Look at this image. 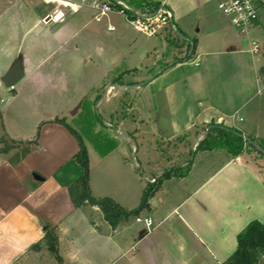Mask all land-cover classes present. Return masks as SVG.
<instances>
[{
	"label": "crops",
	"instance_id": "0c3cea01",
	"mask_svg": "<svg viewBox=\"0 0 264 264\" xmlns=\"http://www.w3.org/2000/svg\"><path fill=\"white\" fill-rule=\"evenodd\" d=\"M73 1L0 0V90L6 91L2 79L16 61H21L26 77L40 69L55 49L69 46L94 22L91 10L72 12L66 7ZM177 1L185 3L180 7ZM163 2L187 46L179 44V54L169 61L164 59L169 56L161 57L154 51L155 62L145 68V79L120 80L127 85H122L121 89L131 87L125 92H133L142 88L137 85L156 72V65L165 68L143 87L148 93L146 120L153 125V139L173 144L184 167L189 164L186 157L191 153H188L190 143L192 145L210 124L236 128L264 144V129L260 130L258 125L264 127V114L259 112L264 100V61L261 52H252L253 43L258 42L241 35L228 21L221 19L217 14V0H175L172 4L158 0L155 3ZM148 3L153 2L145 0L143 8L136 10L149 11ZM58 11H62L63 16L54 21L51 17ZM194 13L197 16L189 27L196 28V34L188 36L185 22ZM260 27L258 21L249 33L256 35ZM149 51L148 48L147 56ZM130 71L134 75L133 72L140 69ZM107 94H114L112 86ZM132 107H136L134 103ZM145 107H140L143 112ZM259 115L263 121H258ZM56 119L63 118L38 121L44 123L38 142L26 155L23 153L14 162L6 157L16 154L19 148L24 150L19 147L0 156V264H44L43 249L38 246L45 236V225L55 227L59 235L60 261L52 255L56 264H209L211 219L219 217L222 222L225 217L227 227L220 230V255L211 254L214 262L223 264L236 250L237 235L246 225L253 221L264 222L261 175L241 157L224 155L225 161L211 175L209 165L191 164L189 174L177 178L186 186L192 183V190L184 195L169 192L172 197L162 200L156 198L160 193L157 191L148 200L137 218L151 219L150 230L137 221L113 230L97 207L74 208L69 187L83 174L75 160L80 145L67 127L54 123ZM239 123H245V130L238 128ZM136 149L138 152L139 147ZM123 152L128 150L123 149ZM220 152L203 151L201 155H210L212 159L223 156ZM41 154H44L42 158ZM204 168L208 171L202 175ZM242 178L248 185L233 182ZM231 185L240 186V198L247 199L248 192L255 195L248 204L242 202L241 211L235 214V209L233 216L228 212L233 200L223 195ZM89 187L96 199L110 198L128 210L138 208L143 197L140 186L134 190L128 183H123L112 194L92 186L90 181ZM245 209L251 215H244ZM203 256L206 258L202 259Z\"/></svg>",
	"mask_w": 264,
	"mask_h": 264
},
{
	"label": "rangeland",
	"instance_id": "374dc122",
	"mask_svg": "<svg viewBox=\"0 0 264 264\" xmlns=\"http://www.w3.org/2000/svg\"><path fill=\"white\" fill-rule=\"evenodd\" d=\"M157 1L151 0V2ZM167 2L172 4L175 0H167ZM177 3L181 7L185 2L177 1ZM147 8L152 11V7ZM217 14L221 19H225L224 21H228L221 12ZM196 16L197 14L194 13L192 18L186 19L188 36L196 34V28L189 27ZM108 22L115 28L113 32L107 31ZM259 23L261 27L256 35L254 33L240 34L258 42L260 55L264 61V9L259 13ZM179 44L187 46L180 30L172 31L170 26L156 36L146 37L137 33L124 18L117 15L105 18L100 24L92 22L76 41L67 47L55 49L53 55L41 64L40 69L27 74L14 89L6 90L5 92L10 93L9 96L3 100L0 96V141H4L0 149L6 150L13 146L9 139L18 143L34 140L38 132L40 136V128L44 124H39L38 121L59 117L65 119L82 141L86 150L89 181L92 182V186L96 185L106 193L112 194L118 191L123 183H128L134 190L140 186L143 189V197L146 195L149 200L157 191L160 193L156 195V198L162 200L168 196L172 197L170 193L178 192V195H184L192 190V183L188 182L186 186L177 178L187 176L190 171L188 170L183 177L164 175L167 171L184 166H181V155L173 150V144L170 146L169 142L153 139V125L146 120L149 114L145 106L149 102L144 86L143 89L127 93L125 91L131 87L123 90L121 89L123 86L119 83L120 80L135 82L145 79L146 75L143 74L146 71L145 68L151 67L155 62L153 52L156 51L155 53L161 57L169 56L168 59L164 58L165 61H169L174 55L179 54ZM148 48L150 51L147 56ZM134 68H139L140 71L133 72V75L130 70ZM155 69L157 73L163 68L156 65ZM151 77L141 83L149 81ZM111 86L116 88H112L114 94H107ZM133 103L136 107H132ZM151 104L152 102L150 106ZM142 105L145 107L144 112L140 108ZM259 108V112L264 114V100ZM258 121H263L261 116ZM258 125L260 130L264 129L261 124ZM244 126L245 123L238 124L240 130H245ZM195 141L188 147V153H191L186 157L187 162H191L193 166L201 165V163L207 167L209 165V175L213 174L225 161L224 155L232 157L224 150H213L222 151L219 155L223 156L211 159L210 155H201L200 151L196 152L198 144L193 152L191 148L194 147ZM129 143L135 146L131 148ZM136 146L139 147L138 152ZM123 149H127L128 152L124 153ZM130 149L133 151L131 152ZM23 153V149L19 148L16 154L14 152L4 155L14 162ZM242 153L241 158L248 161V166L257 175H259L258 169L253 163L264 171L262 158L251 159L250 157L257 155L249 148L243 147ZM43 156L44 154H41L40 158ZM207 171L208 168H204L202 175ZM233 182L248 185L245 178L234 179ZM240 190V186L237 188L231 185L230 189L224 191L223 195L233 200L231 201L233 205L229 204L230 216L234 215L235 209V214L238 210L241 211L239 206L242 202L248 204L254 199L255 195L249 192L247 199L240 198ZM244 212L246 216L251 215L247 209ZM211 220L209 264H217L213 261L211 254H216L217 257L220 255V230L226 229L227 226L225 217L222 218V222L219 217ZM229 235L230 233L227 236ZM41 249H43L41 260L45 261L44 264H51L52 261L56 264L51 252L43 245ZM200 260L199 257L196 261Z\"/></svg>",
	"mask_w": 264,
	"mask_h": 264
},
{
	"label": "trees",
	"instance_id": "16d2710c",
	"mask_svg": "<svg viewBox=\"0 0 264 264\" xmlns=\"http://www.w3.org/2000/svg\"><path fill=\"white\" fill-rule=\"evenodd\" d=\"M122 1L126 2L134 9L143 8L142 5L145 3V0ZM148 6L149 8L152 7L153 11L160 6V3H148L146 7ZM119 83L123 85L120 81ZM54 123L67 127V129L72 133V135H74L80 145V150L79 153L75 156V160L82 167L83 174L74 184L69 187V194L74 208L80 209L86 206L97 207L103 214L104 219L111 225L113 230H117L131 224L133 220L139 216L140 212L147 206L149 200L148 196L145 195L144 197H142L139 207L134 210L122 208L110 198L96 199L95 197H93L89 187V167L86 150L79 135L65 123L64 119H56ZM208 128H210L209 133L199 141L196 152L224 150L233 158H239L243 154L242 148L245 147L249 148L257 155L250 157L251 159H254V157H259L264 160L263 155L256 151V149L252 145L245 142L241 137L238 136V134L242 133L237 129L228 127L223 124H210ZM249 138L264 149V144L256 141L251 137ZM38 139L39 132L36 135L35 139L30 142L18 143L9 140V142L13 144V146L11 148H7L6 150L0 149V156L19 147L24 148L23 151L26 155L29 151V148L37 144ZM3 143L4 141L0 142V144ZM244 161L248 163V161ZM191 164L192 163L190 162L185 167H176L170 171H167L164 175L166 177H183L185 173L188 172ZM253 164L258 169V173L261 175L264 181V171L258 168L256 163ZM44 232L45 236L38 247H41L42 245L45 246L51 252V254L58 261H60L58 252L59 235L57 229L55 227L45 225ZM223 264H264V223L253 221L246 227V229L239 233L237 235L236 250Z\"/></svg>",
	"mask_w": 264,
	"mask_h": 264
},
{
	"label": "built area",
	"instance_id": "2783aa9c",
	"mask_svg": "<svg viewBox=\"0 0 264 264\" xmlns=\"http://www.w3.org/2000/svg\"><path fill=\"white\" fill-rule=\"evenodd\" d=\"M66 7L72 12L80 9L91 10L94 13V22L97 24L102 23L111 15L120 16L137 33L146 37L156 36L169 26L172 31L176 30L172 13L165 2L161 3L157 9L147 12L138 11L122 0H75L68 3ZM217 9L239 33L248 34L259 21V13L264 9V0H218ZM59 16H63L62 11H58L51 18L58 21ZM106 29L108 32L115 30L109 22ZM252 52L254 54L260 52L259 44L253 43ZM136 221L145 224L148 230L153 225V221L148 218H137Z\"/></svg>",
	"mask_w": 264,
	"mask_h": 264
},
{
	"label": "water",
	"instance_id": "95a60500",
	"mask_svg": "<svg viewBox=\"0 0 264 264\" xmlns=\"http://www.w3.org/2000/svg\"><path fill=\"white\" fill-rule=\"evenodd\" d=\"M164 70H165V68H163L162 70L158 71L157 73H155L153 75V77H151L149 79V81L143 82V83H141L138 86L142 87L144 85H147L149 82H151L153 79H155ZM23 77H24V74H23L22 67H21V61H16L11 66V68L8 70V72L6 73V75L2 79V83H3L4 88L6 90L14 89V87L23 79ZM112 88L116 89L114 86H112ZM0 96H1V99L3 100V99H5L8 96V93L7 92H3L2 90H0ZM209 130H210V128H208L204 133H202V135L195 141L194 147H193V152L195 151V148H196L199 140L201 139V137L203 138V137L207 136V134L209 133ZM238 136L241 137L245 142H247L250 145H252L256 149V151H258L261 155L264 156V149L261 146H259L257 143L253 142L249 137H247V136H245L243 134H238ZM192 159H193V155H192Z\"/></svg>",
	"mask_w": 264,
	"mask_h": 264
}]
</instances>
